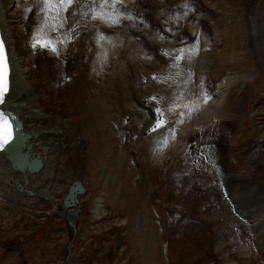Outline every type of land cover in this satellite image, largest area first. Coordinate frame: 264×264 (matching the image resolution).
I'll return each instance as SVG.
<instances>
[{
  "label": "rangeland",
  "instance_id": "374dc122",
  "mask_svg": "<svg viewBox=\"0 0 264 264\" xmlns=\"http://www.w3.org/2000/svg\"><path fill=\"white\" fill-rule=\"evenodd\" d=\"M21 1L6 0L4 3L6 21H10L15 36L22 33L23 20H29L26 21L29 30L41 20L39 17L28 19L30 15L26 17L22 4L19 8ZM28 1L32 14L41 2ZM126 1L132 7H122L130 13L135 11L134 6L141 4L139 0ZM144 1L148 0L142 3ZM153 1L152 13H167L166 24L177 30L182 43L181 50L175 52L178 39L174 41V37L158 35L166 44L146 52L153 56L154 67L135 62L130 65L129 60L122 58L113 69L106 62L104 66L118 76V80L110 81V75H106V79L94 73L91 68L94 57H86L78 70L72 68L70 72L68 68L75 64L72 61L76 55L74 48L86 41L83 36H73L66 46L71 53L69 60L60 63L65 67L64 73L60 74V79L55 77L53 89L50 80L46 78L41 82L37 74L30 72L38 73L31 60L34 51L19 55L23 78L29 84L37 82L35 94L38 100H43V108L64 123L51 125L56 133L42 151L54 166V178L61 182V197L75 181L86 187L80 206H77L80 216L70 217L73 223L76 219L77 234L66 264H264V197L251 185L258 183L264 190V144L258 148L263 152L259 163L251 161L257 142L264 134L261 124L264 119V69L260 47L252 45L253 39L258 37L264 41V16L251 15L255 0ZM142 7L143 4L140 9ZM51 8L55 14L54 5ZM70 12L64 10L66 14ZM87 14L83 17L84 24L90 17ZM93 21L99 22L97 17H93ZM67 23L68 27L72 24L66 17L62 29ZM90 24L85 28L87 35H90ZM118 24V28L108 27L107 30L122 33L125 26ZM255 25L257 29H253ZM27 42H17L16 47H22V51L25 47L31 49ZM86 46L89 52L93 51L91 43ZM191 60H200L198 76L188 65ZM82 75H86V79ZM128 77H133L134 85L120 84ZM222 81L230 86L227 84L229 93L222 102L225 112L220 119V129L216 122L208 123L204 119L197 132L182 138L184 143L187 141L185 146L179 141L177 146H172L175 141L167 137L166 147L164 143L159 148L169 128H180L177 121L189 104L188 93L195 90L203 92L204 96V91L211 90L213 85L217 89ZM238 84L240 88L236 87ZM235 92L237 96L232 97ZM232 107L237 108V118L230 112ZM158 115L164 121L161 127H156ZM38 121L45 123V120ZM187 123L189 125L188 120ZM187 128L179 129L180 137ZM174 135L169 136L173 138ZM55 146L58 152L56 150L53 155ZM216 163L221 170L225 168V172L245 179L239 183L228 177L231 197L221 194L225 189L220 186L222 174ZM250 166L257 177L253 181L247 177ZM11 184L5 171L0 175V264H61L73 236L67 218L59 212L62 198L57 206L59 211L54 210L52 215H36L24 208L22 198L12 192ZM245 201L248 202L244 205ZM225 203L229 210L227 218L222 213ZM235 208L242 215L261 218L254 222L257 231L250 225L251 231L245 222L252 221L251 216L238 221L232 215Z\"/></svg>",
  "mask_w": 264,
  "mask_h": 264
},
{
  "label": "bare ground",
  "instance_id": "6f19581e",
  "mask_svg": "<svg viewBox=\"0 0 264 264\" xmlns=\"http://www.w3.org/2000/svg\"><path fill=\"white\" fill-rule=\"evenodd\" d=\"M5 1L6 0H0V34H1L3 45L6 48V55L5 56H6L7 61L9 62L10 68H11V69H9V71H10L9 72V78L11 79V82L7 86L9 89V92L6 94L4 102H5L6 107L9 110L18 114L20 120L24 124V128H23L24 132H26L28 134H33V133L38 132L41 134V136L39 137V139L37 141L36 140H30L29 145L33 148L32 152L34 154H38L42 158L43 167L39 172H37L35 174H30L28 172L19 173L16 171H12L9 163L3 158V156L0 152V168H1L0 169V175L5 174V171L8 172V175L10 176V178L12 180V184H11L12 192L14 194H16L18 197L22 198V205L24 206V208H26L27 210H29L30 212H32L36 215H41V214L52 215L53 213H55L54 210L59 211L57 206L60 204V198H62L61 194L59 193V191L61 190V185H60L61 182L57 178H54V175H55L54 166H52L50 161H47V159L43 156L42 151L46 150L45 147L48 144L49 139H51L52 138L51 136L55 135V133H56V132L54 133L55 130L52 129L51 125L52 124H55V125L60 124L61 125L64 123H62L63 121L59 120V118H57V116L51 114L50 112L45 111V109L43 108V106H42L43 100H38V98L35 94V90H36L35 88H37V82H33V84L32 83L29 84L27 82V80L25 78H23L21 70L19 68V66H20L19 65V60H20L19 55L28 54V53H31V51H34V56L32 57L31 60H32L33 66H36L38 68V70H37L38 73H35L31 70H30V72L34 73V75L37 74L38 77L41 78V82H43L46 78L48 80H50V82H52L51 85L53 84L52 87L54 89L55 88L54 86H56V80L60 79V77H59L60 74L63 75V73H64L63 69L65 67H64V65H62L60 63L64 64L65 60H69L68 57H70L69 55L71 53L69 51H67L66 46L70 43L69 40H71V37H73V36H83L84 37L83 40H86V41L82 42V44H80L74 48L76 51V53H75L76 55H75V58L72 59V61L75 64H72L71 67L68 68V70L70 72H71L72 68H73V70L74 69L78 70V68H79L78 66L81 64L80 62H82L84 58L94 57L95 61L93 60L94 62L91 65L93 72L94 73L97 72V74H99L102 77H106V75H110L111 76V77H109L110 81L118 80V76L113 72L112 69H107L106 65L104 66V64L106 62L108 63V65H111V67L113 69L118 65V63H119L118 61H120V59H122V58L129 60L131 62V64H130V62L128 64H130V65H132L133 62H135L138 65L139 64L141 65V63H144L145 65L148 64L149 67L155 66L156 63L154 62V60L153 61L151 60V58L154 59L153 56L151 57L150 54L148 55L146 52L149 48L157 50V49H160L162 47V45L166 44L165 41H163L164 39H160V37L158 36L159 34H157L158 32L160 34H164L162 32V30H165L166 31L165 33L167 36H169L171 38L174 37V41H176L175 39H178L176 41L177 42L176 45L178 48L174 49L175 52H179V49H180L179 47H181L182 43L180 42L181 39L178 38L179 36H178L177 30L174 27L170 28V26L168 24L166 25V22L168 23V20H167L168 14L165 12L164 13H156V15L158 16L157 17L155 15V13H152L153 11L151 10L150 6H151V4L152 5L154 4L153 0L144 1V3H142V0H139V1H141V4H143L142 9H140L141 4L139 3V5L137 7L134 6L133 10H135V11H132L129 15H125L123 13L118 15L117 13H115V11L111 12L113 9H121V6H123V7L128 6V9H129V7H132V6H130V3L126 0H111L110 2H107V3H105L104 0H80L79 5H77L76 7H70L69 11L71 10V12L69 14L64 13V9L62 7H60L58 4L55 5V7H54V9L56 11L55 14L52 13V8H50V10H46V13H47L46 14L44 11H41V8L44 7L42 0H39V2H41V5H40V3H38L37 7H34V8H36V11L32 12V14H30L29 9L31 6V2H29L28 0H22V1L20 0L22 3H19V8H20V4H22L23 10L26 14V17H28L30 15V17H28V19H33V18H37V17H39V19H41V20H38L36 26L34 28H31L30 30L26 29L27 28L26 21L28 22L29 20H25V21L21 20L23 22V28H22L23 31L21 34L19 33L20 36H17V35L15 36L12 33L10 21H6L7 15H5V13H4L5 12V6H6V5H4ZM58 1L59 0H57V2ZM88 1H90V3H88V5H87ZM117 2H119V3H117ZM145 2L147 4H145ZM154 6H155V4H154ZM148 8H150V9H148ZM81 10H83V11L80 12ZM87 12L90 14V17L87 20V24L85 23L86 24L85 25L83 23V19L84 20H86V19L83 17L88 15ZM20 13H21V10H20ZM39 13L41 16L39 15ZM135 13H137V15H135ZM17 14H19V13H17ZM114 15H116V16H114ZM251 15H254V16L263 15L264 16V0H255V6L253 7V11L251 12ZM186 16H188V15H186ZM66 17L71 20L72 24L69 27L67 25L68 28L66 26H64L65 29H62V26L65 24ZM93 17H97L99 22H97V21L94 22ZM160 17H163L164 19H162V18L159 19ZM254 18L255 17H253V21L256 22L254 20ZM113 21H115V23H113ZM88 22H91V24ZM118 22L125 26L122 33L121 32L120 33H114V32H111L110 30H107L108 27L118 28L117 26L120 25V24H118ZM89 24L92 25L89 28L90 29L92 28L93 31H91L89 29L90 35H87L88 32L86 33V29H87ZM132 26L136 29L133 30L131 28ZM127 27H128V29H127ZM120 28H122V26H120ZM253 29H257L256 25L253 26ZM83 31L85 33H83ZM251 31H252V28H251ZM94 34H96V35L94 36ZM101 36H103L104 39H101ZM256 36H258V33H256ZM139 37L142 38L141 41H139L137 39ZM27 40H28L27 44H29L28 46L31 49H29L28 47H25L26 49L22 51V49H21L22 47L21 48L16 47L17 42L24 43ZM37 40L47 41L48 46H41L38 44L37 46L34 47L33 44ZM262 41H263V38H260V37L256 38L255 40L253 39L252 45L260 47V53H261L260 60L262 62L263 69H264V41L263 42ZM147 42H150V43H147ZM87 43L92 44V46L94 48L92 52L88 51V47L86 46ZM172 44H174V43H172ZM53 46L56 49L55 51L52 50ZM85 46H86V48H85ZM33 47L35 49H33ZM66 54H67V59L66 58L64 59ZM180 54H182V53H180ZM45 59H47L48 61ZM155 61H156V59H155ZM122 63H124V62H122ZM188 65L191 66L193 73H195V74L199 73L201 71L200 60H199V62L197 60H191L188 63ZM74 66H76V67L74 68ZM122 66H125V65H122ZM105 67H106V69H105ZM156 67H157V65H156ZM66 68H67V66H66ZM220 69H222V68H220ZM138 71L140 72V70H138ZM146 71H147V69H146ZM65 73H67V72H65ZM134 74H135V72H134ZM195 74H193V75H195ZM50 75H54V76L49 78ZM85 76L86 75H82L83 78H85ZM123 78H125V77H123ZM212 78H214V77H211V79ZM106 79H108V77H106ZM215 81H214V83H215ZM219 81H221V80H219ZM235 81H237V80H235ZM133 82H134L133 77H128L127 79H125V81H123V83L121 82L120 84H123L125 87L126 86L129 87L130 85H134ZM223 82L224 81H222L219 85L216 86V87H218L217 89H212L209 92V94L206 95L207 100L205 99V97L200 98V93H198L195 90L190 91L188 93L187 99L190 102L187 105V108L185 107L186 110H184V107L181 105L183 110H184V114L182 116H180V118H179V121L182 123L181 124L182 126H180V128H178V127L175 128V129H178L177 132L175 131V129L173 127L169 131V133H167L166 138L169 137V139H171V141H173V142L175 141L174 145H172L171 143H169L168 145L171 144L172 146H177L179 144L178 141L184 145L186 142L184 143L182 138L186 134H194L195 132H197V129L200 126H202L203 122L201 123V121L202 120L205 121L204 119H206L208 121V123H210L212 121L216 122L217 127L220 129V127H221L220 119L222 118L221 116H223V112H225V109H224L225 105L221 104V101H222L224 95L229 93V90H227V88H226L227 84H229V86H230V83L225 84ZM57 83H58V81H57ZM232 83L235 84L236 82H232ZM111 84H113V83H110V85ZM51 85H50V87H51ZM193 85H196V84H193ZM205 85H206V83H205ZM107 86H108V84H107ZM111 87L114 88L113 86H111ZM236 87H239V84L236 85ZM200 88H202V85ZM132 89H134V88H132ZM132 89H131V91H132ZM139 90L141 91V87L139 88ZM139 90L136 89V91H138V93L140 92ZM196 90H197V88H196ZM204 90H205V88L203 89V91ZM213 90H214L215 94H211ZM123 91H125V89ZM119 92H121V91L119 90ZM133 92H135V91L133 90ZM147 92H148V90H147ZM116 94H118V93H116ZM137 94H136V98H137ZM243 94L244 93H242V96H243ZM152 95H153V93H152ZM234 96H237L236 92L232 95V97H234ZM114 97H116V96H114ZM134 97H135V95H134ZM182 98H183V95H182ZM164 99L166 102V98H164ZM171 99H173V98L171 97ZM174 99H173V101H174ZM167 102H169V101H167ZM177 103H179V102H177ZM183 103L184 102H182L181 104H183ZM167 106L169 107V104ZM172 107H174V106H172ZM230 112L234 115L235 118H237L236 117L238 114L237 108L235 109L232 107V110L230 109ZM170 114H172V113H170ZM184 118L186 121L187 120L189 121V125H188V123L186 124V121H184ZM38 119L39 120H45V123L38 121ZM169 119H171V118H169ZM225 119H223V122ZM175 120H176V118H175ZM173 122L174 121H172V123ZM261 124H262V127L264 129V119H263ZM186 127H188L187 128L188 131L187 132L183 131V135H182V137H180L179 131L181 129H184V128L186 130ZM170 134H173V135L175 134V135L172 138L169 136ZM40 138H41V141H40ZM167 142H168V139H166L165 147H166ZM262 144H264V134H263V139L261 141L257 142L256 151H254L251 155V161L254 164L259 163L258 160H259L261 154L263 153V152L259 151V149H261L260 147L262 146ZM57 148H58V146L56 147V149L54 148L55 152H53V155L58 152ZM56 150H57V152H56ZM161 150H162V148H161ZM157 151H160V149ZM161 156H163V154ZM151 159L154 160V157L152 156ZM52 169H54V170H52ZM223 170H224V168L222 169V171ZM253 170L254 169L251 166L247 169V171L249 172L247 177L249 176L250 181L257 179V177H255V175H254ZM222 171H221L220 175L222 174L221 175L222 176V182L225 184V179H226L227 175H226L225 171H223V173H222ZM230 176L232 177V179H234L235 182L237 181L239 183L244 179V177H241L240 175L237 176L235 174H230ZM247 177L245 176L246 179H247ZM251 185H253L255 187L257 192L260 193L261 197H264V190L261 189V187L258 183L252 182ZM18 186L21 187V190H19ZM17 189L20 192H18ZM29 191L32 192V195H27V193ZM64 197L62 198V201H63ZM78 200L80 203V199H78ZM226 204L227 203H225V205ZM229 204H230V202H229ZM232 204L234 205V201L232 202ZM225 205H224V207H222V213H223L224 217L229 215V213H228L229 210L227 208V205L226 206ZM62 209H63V207H62V203H61V211H59V212L64 214L63 217L67 218V222L70 220L71 223H73L72 219L70 218L72 213L67 212L68 210H65V209L62 210ZM250 216L251 215L245 216V215H242L240 213H237V219L238 220H243V219H246L247 217L250 219ZM260 220H261L260 217L259 218H253V220L251 221V227L254 228L255 227L254 222L260 221ZM75 227H76V225H75ZM70 228L71 227H69V229ZM76 229H77V227H76ZM71 230H72V228L70 229V231ZM72 232H73V230L71 231V234H73Z\"/></svg>",
  "mask_w": 264,
  "mask_h": 264
},
{
  "label": "water",
  "instance_id": "95a60500",
  "mask_svg": "<svg viewBox=\"0 0 264 264\" xmlns=\"http://www.w3.org/2000/svg\"><path fill=\"white\" fill-rule=\"evenodd\" d=\"M38 134H35L34 137H37ZM28 135H20L17 136L14 142L10 143L4 150V155L7 160H9L15 170L19 172H29L34 173L40 170L42 167L41 158L39 155L30 154L29 148L25 150V152L21 153V149L24 147V143L28 138ZM17 154V155H16ZM16 155V156H15ZM31 157V159L29 158ZM20 158V160H16ZM85 193V188L79 181L73 182L65 195L62 206L63 208H73L78 204V197ZM80 210L75 212L77 215ZM69 225H72L71 221H69Z\"/></svg>",
  "mask_w": 264,
  "mask_h": 264
},
{
  "label": "snow or ice",
  "instance_id": "6c2138e0",
  "mask_svg": "<svg viewBox=\"0 0 264 264\" xmlns=\"http://www.w3.org/2000/svg\"><path fill=\"white\" fill-rule=\"evenodd\" d=\"M44 7L41 8V11H44L46 13V10H50L51 6L53 5V0H42ZM72 0H60V4H64V3H71ZM105 3L108 2V0H104ZM29 11H31V9H29ZM47 14V13H46ZM95 18V17H94ZM113 23H115V21H113ZM101 39H104L103 36H101ZM41 45V46H48V42L47 41H40L37 40L33 46H37V45ZM52 50L55 51V47H52ZM0 53H2V47H0ZM6 75H7V69L6 66H0V103L3 102V97L4 94L7 90V81H6ZM0 122H3L4 125L6 126V121H4V117H3V113H0ZM164 121L161 120L159 118L158 115V122L156 127H161L163 125ZM11 140V135L10 133L2 138H0V149H3L7 144L10 143Z\"/></svg>",
  "mask_w": 264,
  "mask_h": 264
}]
</instances>
